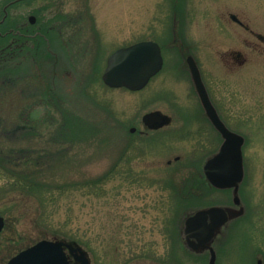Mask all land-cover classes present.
I'll use <instances>...</instances> for the list:
<instances>
[{"label":"rangeland","instance_id":"374dc122","mask_svg":"<svg viewBox=\"0 0 264 264\" xmlns=\"http://www.w3.org/2000/svg\"><path fill=\"white\" fill-rule=\"evenodd\" d=\"M256 34L264 37V0H0V264L42 240L75 243L90 264H208L207 252L184 248L182 221L232 198L202 174L222 139L187 56L221 119L245 140L244 215L215 243L216 264H264ZM141 41L160 45L161 72L140 91L107 88V58ZM152 111L171 124L144 130Z\"/></svg>","mask_w":264,"mask_h":264},{"label":"water","instance_id":"95a60500","mask_svg":"<svg viewBox=\"0 0 264 264\" xmlns=\"http://www.w3.org/2000/svg\"><path fill=\"white\" fill-rule=\"evenodd\" d=\"M29 22H34L33 18ZM264 41V37H259ZM196 93L222 143L218 151L205 161L202 172L207 184L217 190H231L232 206H212L186 215L180 228L184 248L194 254H209L208 264H216L215 243L224 235V229L234 220L244 215L239 197V188L244 178L242 147L244 138L230 131L221 121L214 108L197 63L191 56L186 57ZM163 67L160 46L152 41H141L122 47L111 53L106 60L101 80L111 89L125 88L140 91ZM141 123L146 130H158L171 124V117L161 111L144 114ZM132 129L131 132H134ZM4 220L0 217V232ZM80 264H90L87 254L75 243L42 240L13 257L8 264H69L64 249ZM256 264H263L257 260Z\"/></svg>","mask_w":264,"mask_h":264},{"label":"flooded vegetation","instance_id":"af4514ba","mask_svg":"<svg viewBox=\"0 0 264 264\" xmlns=\"http://www.w3.org/2000/svg\"><path fill=\"white\" fill-rule=\"evenodd\" d=\"M236 22H238L237 20H235ZM247 29V28H246ZM261 35L260 34H256V38L262 42H264L261 38H259ZM263 37V36H261ZM237 58L241 57L240 53H236L235 55ZM205 85V84H204ZM206 87V86H205ZM209 95V94H208ZM219 114V113H218ZM220 116V115H219ZM72 259V260H70ZM69 264H80L79 262L75 261L73 256H69Z\"/></svg>","mask_w":264,"mask_h":264},{"label":"trees","instance_id":"16d2710c","mask_svg":"<svg viewBox=\"0 0 264 264\" xmlns=\"http://www.w3.org/2000/svg\"><path fill=\"white\" fill-rule=\"evenodd\" d=\"M67 126H68V123H67V125L65 127H67ZM68 128H69V126H68Z\"/></svg>","mask_w":264,"mask_h":264}]
</instances>
